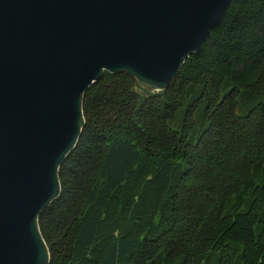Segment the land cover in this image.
<instances>
[{
	"label": "trees",
	"instance_id": "16d2710c",
	"mask_svg": "<svg viewBox=\"0 0 264 264\" xmlns=\"http://www.w3.org/2000/svg\"><path fill=\"white\" fill-rule=\"evenodd\" d=\"M83 108L50 264H264V0H233L166 91L106 73Z\"/></svg>",
	"mask_w": 264,
	"mask_h": 264
},
{
	"label": "water",
	"instance_id": "95a60500",
	"mask_svg": "<svg viewBox=\"0 0 264 264\" xmlns=\"http://www.w3.org/2000/svg\"><path fill=\"white\" fill-rule=\"evenodd\" d=\"M233 0H0V264H50L39 221L106 73L166 91Z\"/></svg>",
	"mask_w": 264,
	"mask_h": 264
},
{
	"label": "rangeland",
	"instance_id": "374dc122",
	"mask_svg": "<svg viewBox=\"0 0 264 264\" xmlns=\"http://www.w3.org/2000/svg\"><path fill=\"white\" fill-rule=\"evenodd\" d=\"M221 19H222V18H221ZM220 21H221V20H220ZM186 62H187V61H186ZM185 64H186V63H185ZM185 64H184V65H185Z\"/></svg>",
	"mask_w": 264,
	"mask_h": 264
},
{
	"label": "bare ground",
	"instance_id": "6f19581e",
	"mask_svg": "<svg viewBox=\"0 0 264 264\" xmlns=\"http://www.w3.org/2000/svg\"><path fill=\"white\" fill-rule=\"evenodd\" d=\"M144 91V90H143Z\"/></svg>",
	"mask_w": 264,
	"mask_h": 264
}]
</instances>
